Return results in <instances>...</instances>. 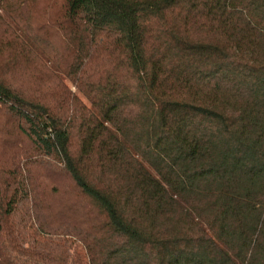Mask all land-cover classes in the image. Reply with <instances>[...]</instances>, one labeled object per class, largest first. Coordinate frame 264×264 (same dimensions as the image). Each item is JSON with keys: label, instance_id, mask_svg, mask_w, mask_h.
I'll list each match as a JSON object with an SVG mask.
<instances>
[{"label": "trees", "instance_id": "1", "mask_svg": "<svg viewBox=\"0 0 264 264\" xmlns=\"http://www.w3.org/2000/svg\"><path fill=\"white\" fill-rule=\"evenodd\" d=\"M0 145V264H264V0H0Z\"/></svg>", "mask_w": 264, "mask_h": 264}, {"label": "rangeland", "instance_id": "2", "mask_svg": "<svg viewBox=\"0 0 264 264\" xmlns=\"http://www.w3.org/2000/svg\"><path fill=\"white\" fill-rule=\"evenodd\" d=\"M66 82L69 84V81L66 80ZM70 85V84H69ZM72 91H75L81 98H83L82 93H79L76 89L71 87ZM3 148L0 145V151H2ZM6 154V150H5ZM6 159V157H3ZM16 212L14 215V220L16 222V225L19 228V240L24 246H30L35 245L38 247V245L42 246L41 248L50 250L54 249L56 252L63 253L67 259L69 260L70 264H86V259L83 255V252L81 249H77L73 246V244L68 241H61L55 238H49V237H40L39 235L35 236L33 234V224L31 223L30 216L27 213L26 204L25 202H19L17 204Z\"/></svg>", "mask_w": 264, "mask_h": 264}]
</instances>
